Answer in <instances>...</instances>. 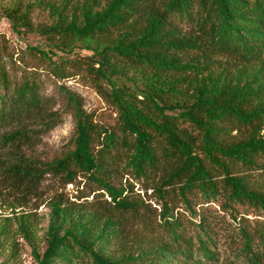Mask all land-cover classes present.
Returning a JSON list of instances; mask_svg holds the SVG:
<instances>
[{
	"label": "trees",
	"instance_id": "1",
	"mask_svg": "<svg viewBox=\"0 0 264 264\" xmlns=\"http://www.w3.org/2000/svg\"><path fill=\"white\" fill-rule=\"evenodd\" d=\"M32 7L2 14L45 38L31 49L55 77L86 75L117 112L115 127L97 123L67 91L73 148L41 168L28 150L61 118L38 78L10 75L0 34V175L35 186L50 172L102 197L50 203L36 264H264V0L51 3L39 27ZM136 183L153 203L131 197Z\"/></svg>",
	"mask_w": 264,
	"mask_h": 264
},
{
	"label": "rangeland",
	"instance_id": "2",
	"mask_svg": "<svg viewBox=\"0 0 264 264\" xmlns=\"http://www.w3.org/2000/svg\"><path fill=\"white\" fill-rule=\"evenodd\" d=\"M45 1L47 4L44 3ZM83 1L93 0H0V34L4 36L10 54V58L5 61L8 72L16 81L26 73H32L38 78L41 82L40 92L48 99L47 108L57 112L61 118L57 126L43 133L38 143L28 150V155L37 160L41 168H46L47 163L60 158L73 148L75 118L67 100V91L81 101L83 109L97 123L115 127L117 112L96 90L91 79L86 75L70 68L68 70L70 77L65 79L55 77L49 65L31 49L33 47L46 49L45 38L36 32L15 33L9 20L2 14V7L14 4L23 7L33 5L31 20L34 27H39L50 23L47 9L49 4L60 7L63 5L71 11L75 5ZM75 53L87 54L86 51L78 49ZM79 180L83 179L79 178ZM85 182L83 180L77 185L68 184L64 187L59 177L47 172L35 186H29L17 185L0 175V264H36L33 245L39 251L43 250L44 232L48 224L50 203L53 200H70L87 208L96 207L97 201L102 198L100 191L94 190L91 193L92 186L85 185ZM113 183L120 186L126 183V178L117 176ZM152 195V189L146 191L141 184H134L132 198H141L147 203H153L149 199ZM15 215H23V220L30 224L31 233L36 236L32 241L33 244L19 233V223ZM132 223L134 226L130 229L131 239L133 234L135 236V232L139 231L137 222L132 221Z\"/></svg>",
	"mask_w": 264,
	"mask_h": 264
}]
</instances>
